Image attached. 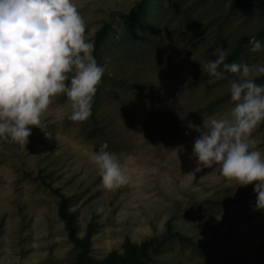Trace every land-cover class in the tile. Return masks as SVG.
Instances as JSON below:
<instances>
[{"label": "rangeland", "instance_id": "obj_1", "mask_svg": "<svg viewBox=\"0 0 264 264\" xmlns=\"http://www.w3.org/2000/svg\"><path fill=\"white\" fill-rule=\"evenodd\" d=\"M73 3L85 38L93 40L109 13L127 12L133 0ZM253 35L264 46V0H152L141 29L112 20L93 53L105 71L91 116L68 119L70 103L60 94L41 115L42 130L29 126L25 147L0 140V264H66L76 257L57 197L41 178L70 196L79 236L95 219L93 258L120 251L126 238L160 233L169 221L199 249L171 239L152 264H264V209L254 210L255 182L237 186L218 166L196 171L199 133L190 127H206L232 107V74L217 79L204 62L221 48L228 56L243 37L233 62L264 63V49L250 51ZM250 140L264 153V123ZM104 142L128 176L111 190L90 160Z\"/></svg>", "mask_w": 264, "mask_h": 264}, {"label": "clouds", "instance_id": "obj_2", "mask_svg": "<svg viewBox=\"0 0 264 264\" xmlns=\"http://www.w3.org/2000/svg\"><path fill=\"white\" fill-rule=\"evenodd\" d=\"M86 24L73 0H0V140L25 147L31 127L42 130L41 115L54 96L64 94L70 103L68 119L84 121L92 114L104 67L94 56L95 43L85 38ZM251 52L264 49L253 35ZM204 62V71L217 79L232 74L228 91L232 107L226 116L209 118L195 128L192 156L196 171L214 168L237 186L253 184L254 210L264 209V153L250 140L264 123V63L226 62L224 49ZM104 142L90 160L101 185L115 189L128 176L115 153ZM177 146L173 151H182Z\"/></svg>", "mask_w": 264, "mask_h": 264}, {"label": "trees", "instance_id": "obj_3", "mask_svg": "<svg viewBox=\"0 0 264 264\" xmlns=\"http://www.w3.org/2000/svg\"><path fill=\"white\" fill-rule=\"evenodd\" d=\"M152 0H133L130 9L124 11H111L108 21L104 22L95 32L93 41L95 48L101 44L106 36L110 22L116 18H120L134 28H143L146 22L148 8ZM245 47V38H240L236 46L232 49L226 58L227 62H233L243 52ZM94 48V49H95ZM264 76L256 78L255 82L263 81ZM42 183L57 197V215L63 222L68 240L77 250L75 259L66 264H152V255L157 253L168 241L175 239L180 243L188 244L194 250H198V242L193 241L190 236L183 235L179 230L174 228L171 222H165L163 230L160 233H153L139 241L126 238L120 251H110L101 259L93 258L90 255L92 241L97 232V224L92 218L82 236L78 235L77 221L75 214L72 213L70 207V196L61 191L60 188L52 187L49 183L41 178Z\"/></svg>", "mask_w": 264, "mask_h": 264}]
</instances>
